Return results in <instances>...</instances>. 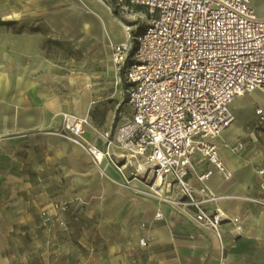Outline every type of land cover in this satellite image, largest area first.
I'll return each instance as SVG.
<instances>
[{"label": "built area", "instance_id": "2783aa9c", "mask_svg": "<svg viewBox=\"0 0 264 264\" xmlns=\"http://www.w3.org/2000/svg\"><path fill=\"white\" fill-rule=\"evenodd\" d=\"M127 2L146 12L141 31L111 50L129 116L112 136L102 137L101 146L83 139L85 120L64 113L62 126L96 166L105 162L135 191L166 203L196 229L219 241L226 228L241 236V217L209 209L219 198L205 186L193 187L189 175L195 161H206L212 168L197 175L201 184L214 173L224 180L232 176L218 156V141L236 121L233 101L264 95V19L252 0ZM254 120L255 128L264 130L260 106ZM229 148L238 153L243 144ZM259 189L258 196L243 201L264 210V181ZM165 221L157 210L153 222ZM138 246L147 248V239L140 238ZM220 264H226L224 257Z\"/></svg>", "mask_w": 264, "mask_h": 264}, {"label": "crops", "instance_id": "0c3cea01", "mask_svg": "<svg viewBox=\"0 0 264 264\" xmlns=\"http://www.w3.org/2000/svg\"><path fill=\"white\" fill-rule=\"evenodd\" d=\"M252 4L257 16L264 19V9H258L262 0H252ZM110 14L99 0H0V39L36 40V27L43 26L47 37L91 40L95 44L111 37L106 24ZM12 28L18 30L13 32ZM79 109L84 112L83 106ZM66 111L65 103L57 97L48 98L30 72L0 66V205L4 180L21 179L24 171L35 175L39 167L43 170L53 165L58 140L44 130L60 126ZM237 124L241 135L227 129L218 141V156L231 178L224 180L214 173L201 184L197 175L212 167L206 161H195L189 182L197 189L205 186L219 198L216 204L208 205L209 209L217 208L228 218L241 217L243 235L234 237L226 228L219 241L211 232L200 231L179 218L166 203L102 179L106 195L98 212L101 223L108 226L111 242L107 257H96L92 264H220L222 257L226 264H264V210L243 201L258 196L259 184L264 181V174L258 175V171H264V130L250 131L242 123ZM237 142L243 144V149L233 153L229 146ZM224 143L229 146L224 147ZM105 171L121 181L111 166ZM157 210L164 213L165 222H153ZM142 237L147 239V248L138 246Z\"/></svg>", "mask_w": 264, "mask_h": 264}, {"label": "rangeland", "instance_id": "374dc122", "mask_svg": "<svg viewBox=\"0 0 264 264\" xmlns=\"http://www.w3.org/2000/svg\"><path fill=\"white\" fill-rule=\"evenodd\" d=\"M99 1L110 9L106 23L110 38L95 44L91 40H58L47 37L45 28L37 26L36 40L0 39V66L30 72L48 98H59L67 114L85 120L83 139L101 146L102 137L112 136L130 114L119 72L111 61L112 46L129 42L128 36L132 40L144 26L146 12L127 0ZM260 5L258 9H264V0ZM81 106L84 112H80ZM258 106L264 109L260 92L240 98L233 109L235 123L250 131L256 129L255 120H244V113ZM44 131L58 140L53 165L39 167L35 175L24 171L21 179H6L1 187L0 264H92L96 257H107L111 242L108 226L101 223L98 212L106 195L102 179L145 195L124 179L118 182L104 172L105 162L96 166L83 148L76 151L78 146L62 122Z\"/></svg>", "mask_w": 264, "mask_h": 264}, {"label": "bare ground", "instance_id": "6f19581e", "mask_svg": "<svg viewBox=\"0 0 264 264\" xmlns=\"http://www.w3.org/2000/svg\"><path fill=\"white\" fill-rule=\"evenodd\" d=\"M118 25L126 32L127 28L122 26L120 23ZM237 100L233 101V104L235 105ZM245 118L247 121H251L254 117L253 112H245L244 113ZM228 131H233L234 135H241V127L237 123H233L229 128ZM78 148L81 149V147L78 146Z\"/></svg>", "mask_w": 264, "mask_h": 264}, {"label": "trees", "instance_id": "16d2710c", "mask_svg": "<svg viewBox=\"0 0 264 264\" xmlns=\"http://www.w3.org/2000/svg\"><path fill=\"white\" fill-rule=\"evenodd\" d=\"M140 8V7H139Z\"/></svg>", "mask_w": 264, "mask_h": 264}]
</instances>
